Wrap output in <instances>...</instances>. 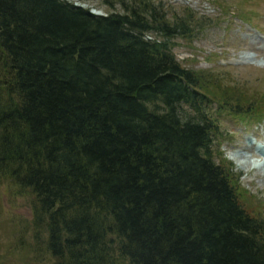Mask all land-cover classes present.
Returning a JSON list of instances; mask_svg holds the SVG:
<instances>
[{
	"label": "trees",
	"instance_id": "1",
	"mask_svg": "<svg viewBox=\"0 0 264 264\" xmlns=\"http://www.w3.org/2000/svg\"><path fill=\"white\" fill-rule=\"evenodd\" d=\"M102 2L0 0V184L29 193L34 241L18 260L13 224L0 264H264L209 112L264 106L179 62L173 38L206 23L192 11Z\"/></svg>",
	"mask_w": 264,
	"mask_h": 264
},
{
	"label": "rangeland",
	"instance_id": "2",
	"mask_svg": "<svg viewBox=\"0 0 264 264\" xmlns=\"http://www.w3.org/2000/svg\"><path fill=\"white\" fill-rule=\"evenodd\" d=\"M71 1L95 9L101 14L110 11L102 0ZM161 2L171 16L174 13L186 14L192 11L190 14L201 18L202 23L206 20L202 29L196 30L192 37L179 35L173 38L172 52L179 62L219 84V87L229 92L226 94L233 103L241 98V104L249 100L253 107L264 106V0ZM219 105L218 101L213 100L209 106V112L214 115L218 124L212 146L216 160L220 162L225 159L224 164H232V170L238 177L236 182L243 206L252 215L264 219V156L253 150V144L248 147L249 143L245 140L246 135H253L256 141H264V124L248 120V114L240 117L228 112L229 109L219 110ZM30 221L29 193L18 191L5 181L1 183L0 244L1 250L3 249L1 254L7 259H15L7 253L10 240L8 233L13 224L16 229L15 237L24 240L21 248H16L13 252L19 257L18 260L25 259L26 253H29L26 242H34L31 241L33 232L25 229Z\"/></svg>",
	"mask_w": 264,
	"mask_h": 264
},
{
	"label": "water",
	"instance_id": "3",
	"mask_svg": "<svg viewBox=\"0 0 264 264\" xmlns=\"http://www.w3.org/2000/svg\"><path fill=\"white\" fill-rule=\"evenodd\" d=\"M93 12L97 13V14H101L100 12L96 11V10H92Z\"/></svg>",
	"mask_w": 264,
	"mask_h": 264
},
{
	"label": "bare ground",
	"instance_id": "4",
	"mask_svg": "<svg viewBox=\"0 0 264 264\" xmlns=\"http://www.w3.org/2000/svg\"><path fill=\"white\" fill-rule=\"evenodd\" d=\"M244 147H245V146H244ZM245 148H246V147H245ZM252 148H253V147H252ZM254 149H255V148H254ZM254 149H253V150H254ZM237 158H238V157H237ZM246 164H247V163H246ZM239 165H240V164H239ZM245 167H246V166H245ZM243 168H244V167H243ZM246 168H247V167H246ZM244 170H245V169H244Z\"/></svg>",
	"mask_w": 264,
	"mask_h": 264
}]
</instances>
